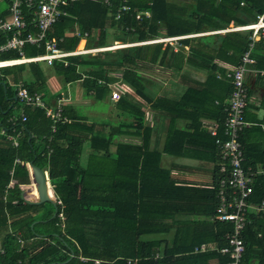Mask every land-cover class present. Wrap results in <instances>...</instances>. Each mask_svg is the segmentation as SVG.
Here are the masks:
<instances>
[{"label": "trees", "instance_id": "1", "mask_svg": "<svg viewBox=\"0 0 264 264\" xmlns=\"http://www.w3.org/2000/svg\"><path fill=\"white\" fill-rule=\"evenodd\" d=\"M6 1L0 19L8 16L12 0ZM186 1L128 0L132 10L116 18L122 0H112L111 6L101 0H78L64 7L67 15L47 30L41 45L26 42L20 50L0 52V60L21 58L22 49L28 57L44 54V43L52 38L62 50L73 52L85 33L88 48H97L109 46L110 35L123 44L144 42L225 30L232 23L249 25L264 14V0ZM138 10L151 15L137 19ZM26 21L23 37L37 35L27 12ZM9 37L11 33L0 31V45ZM178 41V49L170 41H155L72 54L66 57L67 64L54 62L64 83L85 78L84 86L97 101L121 90L113 85L116 81L129 85L141 101L129 90L122 92L115 103L121 118L117 123L72 117L64 105L68 120L54 123L43 109L15 100L10 85V80L18 84L24 79L30 93L43 92L44 69L37 62L0 68V264H212L214 260L228 264L231 257L221 249L229 244L233 223L214 219L221 204L220 181L227 176L220 171L227 161L221 158L216 137L203 129L202 122L192 124L193 132L172 127L159 150L151 144L157 127L147 121L146 108L172 122L179 110L211 118L218 121L219 136L225 138V102L233 87L228 69L217 60L237 65L251 49L255 66L264 69V34L254 39L253 30L237 29ZM28 66L37 71L31 80L23 76ZM156 69L168 78L178 76L176 83L167 85L175 89L170 96L163 81L153 80ZM22 104L26 106L20 114L16 108ZM254 132L264 135L261 127L240 135L243 166L252 176L249 205L264 200V173L256 174L264 161V147L246 140ZM200 134L206 136L200 147L216 154L211 186L183 182L162 164L163 152H173L170 147L177 137L188 135L187 142L193 143ZM123 136L140 137L141 142L125 141ZM29 162L49 170L57 215L52 203L24 198L21 185L31 182ZM30 188L31 197L37 198L34 181ZM247 215L242 261L264 264V211L249 209ZM204 243L209 249L196 252Z\"/></svg>", "mask_w": 264, "mask_h": 264}, {"label": "built area", "instance_id": "2", "mask_svg": "<svg viewBox=\"0 0 264 264\" xmlns=\"http://www.w3.org/2000/svg\"><path fill=\"white\" fill-rule=\"evenodd\" d=\"M78 0H12L8 8V16L0 19V31L11 33L6 42L0 45V52L8 51L11 49H21L26 42L36 43L41 45L46 37L47 30L63 15H67L65 6L69 3H73ZM108 6L113 4L112 0H101ZM122 4L118 7L116 18H120L124 12L132 10L128 0H122ZM26 12L31 16V23H34L38 28L37 35L28 34L23 37V33L26 31L29 23L26 21ZM142 15L150 16L149 11H137L135 17L141 19ZM229 30L233 28H228ZM253 30V38H258L259 35L264 34V14L260 15L256 23L249 25L238 26L234 30ZM227 30V29H226ZM219 30L216 32H221ZM78 33V32H77ZM87 37V33L83 35V38ZM183 36L177 37H165L163 40L155 41H173V39H180ZM144 42H131L125 45H136ZM46 52L42 55L33 57H26L23 49L21 58L11 60H0V68L23 62L30 61H45L48 64H53L56 60L64 61L67 64L66 57L77 53V51L66 52L59 46V41L55 38L45 41ZM121 46V45H120ZM105 48L92 49L91 51L97 52L99 50H105ZM111 49V48H110ZM88 50L81 49L78 52H87ZM9 64H5L8 63ZM256 59L252 56L251 49L247 50L241 59V62L237 65L230 66L228 68V77L231 80L233 90L229 98L225 102V111L227 113L223 123V131L225 138L219 136L220 124L218 121L207 122L206 127L209 132L216 137V144L219 149L223 162L220 167L222 173H226L227 176L221 178L220 181V195L221 204L218 207L217 214L214 219L219 221H230L233 223V231L228 235V246L221 249L224 254L230 255V261L228 264H244L242 261L243 253L245 250V243L242 237V233L246 224L249 222L248 210L264 211V200L258 205H252L247 202L248 197L253 192L252 176L248 175L244 169L243 163L245 160V152L240 141L241 133L252 125V122L246 118V109L249 101V86L248 76L261 75L264 77V69H259L255 66ZM16 89V97L19 101L32 107L43 109L46 115L53 119L54 123L58 121L65 122L68 120L64 116L63 105L65 99H59L57 104L49 106L45 101L43 95L40 92L30 93L28 88L22 83L13 84ZM120 87V85H119ZM115 89L112 92V99L117 100L121 97L122 92H126L128 89H123L122 86ZM25 120L26 117L23 116ZM264 128V126H263ZM5 130H2L4 133ZM16 144L17 140L13 136H9ZM264 173V161L256 170V174ZM57 200V197H56ZM60 203V201H58ZM209 249L207 244H202L200 247H196L195 251H206ZM131 263V260L129 261Z\"/></svg>", "mask_w": 264, "mask_h": 264}, {"label": "crops", "instance_id": "3", "mask_svg": "<svg viewBox=\"0 0 264 264\" xmlns=\"http://www.w3.org/2000/svg\"><path fill=\"white\" fill-rule=\"evenodd\" d=\"M192 1L193 0H187L186 2L191 3ZM233 25L234 24L232 23L231 26ZM216 31L218 30L197 33V35L198 34L203 35V34H209V33H219ZM194 35L195 34H188L183 37L194 36ZM173 37H177V36H173ZM162 38H165V37H162ZM87 40H88L87 37L82 38L80 40L75 50L77 51V53L75 54L89 53L90 50L92 49L108 47V46H105V47H97V48H88ZM81 49L88 50V51L78 52ZM44 50L46 52V49ZM91 52H94V51H91ZM42 54H37V55H42ZM29 57H33V56H29ZM56 61H61V60H56ZM217 61L222 67L227 68V69L230 68V66L234 65V64H231L223 60H217ZM26 63H30V62H26ZM37 63L45 71L44 86H43L44 90H42L43 91L42 93L45 96V99L49 106H53L55 100H57L61 95H63L66 99L64 106L68 107V113L70 114V116L87 117L88 120L91 122L97 120V117L94 114V112L92 110L88 111L87 109V106H89L91 99L94 100L95 103L97 102V100H95L96 98L94 94H92V92H90L88 88L84 86L83 82L85 81V78H82L74 82L64 83L62 80V77L55 72L53 68L54 63L51 65L46 63L45 61H37ZM6 64H9V62ZM34 70L36 71V69H32L31 66L26 67V69L23 72L24 78L31 80V78L33 77L32 73L35 72ZM116 75L117 77H120V74H116ZM177 77L178 76H175V77L172 76L169 82L166 83V89H167V93L169 96L172 94L171 91L175 89L172 86H167V85H170L172 82L176 83ZM200 78L204 79V76L201 74ZM25 81L26 80L21 79L19 83L25 84ZM14 83L15 82L10 80V85L12 86L13 91L16 93L15 86L13 85ZM121 84H124V83H122L121 81H116L115 83H113L115 87L119 85L121 87L122 86ZM126 86L129 88L128 90L130 92L133 91L129 85H126ZM248 86H249V101H248L249 104L246 109V118L248 121L252 122V125L246 128L245 130H252L255 127H261L264 131V128H263L264 126V101H263L264 100V79L260 78L259 75L251 74L248 76ZM111 95H107L106 98L101 100L102 102L106 103L108 112L102 113L101 114L102 116L100 117H101L102 122L117 123V121L120 120L121 118H118L116 114L117 112V107L115 105L116 100L112 99ZM14 97H16V94ZM22 105H20L21 107L16 108L17 112H20V114L24 112L23 108L26 106V105H23V106ZM152 113H153V118L155 117V120H158L160 118L157 115H155L154 112ZM175 115H178L177 116L178 118L173 122L171 118L169 117H166L165 120L163 119V122L161 124L158 123V121L154 122L157 128L155 129V132L151 140L152 147L156 146L157 149L159 150L162 149L166 141L167 134L171 131L172 127L174 128L176 127V128L189 131V132H193L194 129L192 127L193 126L192 124L197 123V122H202L203 129L209 131L205 124H207V122L213 121V119L211 118H207L204 116H198L196 114L193 115L192 113H189V111L184 112V111L179 110L178 112H176ZM188 138H189L188 135L186 136L182 135L179 139L177 137V139L173 141L172 143L173 146L171 145L170 147V149L173 150V152L171 153L163 152L164 154L162 158V164L165 167L171 168L172 173H174L177 177H179V179L183 182H186L188 184L202 183L204 185L211 186L212 181H213V177H212V170L214 166L213 157H216L215 156L216 154L213 151L208 152L205 149H203V147H200L202 146L203 142L206 141L205 135H201V134L198 135L193 140V143L187 142ZM121 139L125 141L136 142V143L141 142L140 137L123 136L121 137ZM119 140H120V137H119ZM246 140L249 143L258 144L262 148L264 147V135H261L259 133L254 132V134H252L250 137H247ZM195 144H198V145H195ZM89 151L90 150L87 149L86 153L88 154ZM84 158L85 159L83 161L87 164L86 154L84 155ZM48 173H49V170H48ZM30 179H31L30 184H22L21 188L24 190V195H23L24 198L28 201H33L34 199L32 200L27 199L30 196H32L31 193L33 190L31 189V191L30 192L27 191V193L25 191L26 189L25 187H30V185L32 186L33 184L31 170H30ZM33 196L36 197L37 195H33ZM212 264H217V261L216 260L212 261Z\"/></svg>", "mask_w": 264, "mask_h": 264}, {"label": "rangeland", "instance_id": "4", "mask_svg": "<svg viewBox=\"0 0 264 264\" xmlns=\"http://www.w3.org/2000/svg\"><path fill=\"white\" fill-rule=\"evenodd\" d=\"M172 3L174 2V3H178L176 0H170ZM188 2H186L185 4H187ZM192 3V2H191ZM7 6H8V3H7V1L6 0H0V11L1 10H3V9H5V8H7ZM190 8H192V5L191 6H189ZM180 11H178V13H179ZM238 26H235V25H233V26H231L230 25V27L229 28H233V29H231V30H234V29H236ZM219 31V30H218ZM225 31H229V29H227V30H224V31H221V32H225ZM195 35H197V34H195ZM194 35V36H195ZM164 38H158V39H154V40H163ZM108 41H109V43H108V50L111 48V49H115V48H118V47H123L122 46V42H119V41H115L114 39H113V37L110 35L109 36V38H108ZM151 41H153V40H148V41H145V43H149V42H151ZM168 41V40H167ZM174 47H175V49H178L179 48V46H180V44H179V41L178 40H176V39H173V41H171L170 42ZM142 44V43H141ZM121 45V46H120ZM106 49V50H107ZM93 53H97V52H93ZM43 64V63H42ZM159 73V70L158 69H156L155 70V72H154V75H155V77H156V79H154L153 78V80H155V82L156 81H163L164 82V84L166 85V83H168L169 82V80H170V78H168L167 76L165 77L162 73H160V74H158ZM113 75H116L117 73H112ZM152 77H154V76H152ZM174 79V78H173ZM161 83V82H160ZM116 84H118V83H116ZM122 85V88L123 89H129L125 84H121ZM41 92V91H40ZM41 94L43 95V93L41 92ZM130 94L132 95V96H134V97H136V99H139L140 101H141V98L139 97V96H137L136 94H135V92H130ZM44 96V95H43ZM44 99H45V96H44ZM46 100V99H45ZM59 100V99H58ZM58 100L56 101V104H57V102H58ZM96 100V99H95ZM118 100V99H117ZM116 100V101H117ZM47 102V101H46ZM55 105V104H54ZM64 105H65V103H64ZM87 109H88V111H93L94 112V114L96 115V117H97V120H99V121H101V117L100 116H102L101 114L102 113H106V112H108V108H107V105H106V103L105 102H102V101H97L96 103H95V101L94 100H92L91 99V101H90V103H89V106H87ZM147 109V112H146V119H147V121L150 123V124H152L153 125V123L155 122L154 121V118H153V113H152V111H149V109L148 108H146ZM156 121H158V123H162L163 122V119H161V118H159L158 120H156ZM87 149H90L88 146L86 147ZM197 172H198V170H197ZM26 189H25V191H26V193H27V191H31V189L32 188H30V187H25ZM29 194V193H28ZM27 196V195H26ZM27 199H29V200H32V199H36V198H33V197H29V198H27ZM157 236V235H156ZM150 237V236H149ZM151 237H153V236H151Z\"/></svg>", "mask_w": 264, "mask_h": 264}, {"label": "water", "instance_id": "5", "mask_svg": "<svg viewBox=\"0 0 264 264\" xmlns=\"http://www.w3.org/2000/svg\"><path fill=\"white\" fill-rule=\"evenodd\" d=\"M15 99L18 100L17 97H15ZM29 167L31 170L32 180L34 181L37 190V198L32 202L38 204L45 202L52 203L55 206L54 215H57L59 209L57 206L56 193L51 184L48 170L34 164L33 162H29Z\"/></svg>", "mask_w": 264, "mask_h": 264}, {"label": "clouds", "instance_id": "6", "mask_svg": "<svg viewBox=\"0 0 264 264\" xmlns=\"http://www.w3.org/2000/svg\"><path fill=\"white\" fill-rule=\"evenodd\" d=\"M30 62H37V61H30ZM26 63V62H25ZM17 64V63H16ZM57 197V196H56Z\"/></svg>", "mask_w": 264, "mask_h": 264}, {"label": "bare ground", "instance_id": "7", "mask_svg": "<svg viewBox=\"0 0 264 264\" xmlns=\"http://www.w3.org/2000/svg\"><path fill=\"white\" fill-rule=\"evenodd\" d=\"M6 64V63H5Z\"/></svg>", "mask_w": 264, "mask_h": 264}]
</instances>
